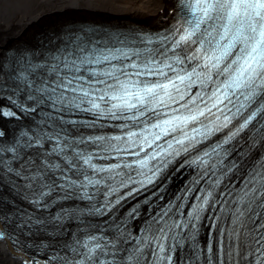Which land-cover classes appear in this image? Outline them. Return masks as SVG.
I'll use <instances>...</instances> for the list:
<instances>
[{
    "label": "snow or ice",
    "instance_id": "obj_1",
    "mask_svg": "<svg viewBox=\"0 0 264 264\" xmlns=\"http://www.w3.org/2000/svg\"><path fill=\"white\" fill-rule=\"evenodd\" d=\"M177 7L176 23L166 32L139 36L141 43H156V48L132 51L78 43L46 62L34 63L24 54L0 58V99L26 113L52 110L41 111L32 134L22 131L11 142L0 140V187L17 192L37 210H50L66 200L87 202L83 208L61 206L42 218L28 214L25 225L56 237L66 231L69 219L83 225L85 216L112 213L102 225L89 222L80 228L81 237L74 234L71 243L61 246L65 255H51L54 264H196L198 245H192L196 251L189 261L183 254L185 240L195 239L201 214L209 207L216 211L217 204L231 223L226 232L219 231V264L225 241L229 256L243 243L252 249L245 259L264 264V155L241 176L250 153L238 147L244 146L240 137L246 131L252 149L264 144V0H178ZM112 39L125 43L116 35ZM8 92H24L33 107L16 104ZM60 113H89L94 120H66ZM0 116L16 113L0 106ZM102 119L124 121L115 125L124 134L76 140L63 134V126L96 127ZM4 135L0 131V138ZM88 143L99 151L80 149ZM233 154L237 159H230ZM179 157L184 159L177 171L187 167L195 172L176 197L181 204L171 202L150 213L134 236L128 220L139 216V205L121 220L112 210L149 185L156 187L157 181L163 185L170 179L169 166ZM109 159L116 162H94ZM229 178L238 179L239 187L226 184L217 200L214 194ZM123 188L129 191L120 195ZM162 191L163 186L153 196ZM193 193L185 217L183 208ZM4 238L0 231V240Z\"/></svg>",
    "mask_w": 264,
    "mask_h": 264
},
{
    "label": "bare ground",
    "instance_id": "obj_2",
    "mask_svg": "<svg viewBox=\"0 0 264 264\" xmlns=\"http://www.w3.org/2000/svg\"><path fill=\"white\" fill-rule=\"evenodd\" d=\"M173 3L174 0H0V58H8V54L11 51H21L25 46L31 47L37 52L47 50L48 52L54 53V55H58L61 53V50L66 48V45H60L58 47L53 46L59 45L62 41H66L63 39L67 37L73 40V36L80 28L88 31H90L89 29L92 30V28L96 26V22H113L119 29H133L134 31H137L142 23H151L159 27H166L173 19ZM53 21H57L58 23L55 22V25L48 24L44 26L48 22L51 23ZM41 26L46 27L48 32L35 38L36 35L34 34H38V27ZM119 36L125 37L121 32ZM130 37L129 34L126 35V40ZM143 48H145V46L136 47V49ZM9 93L14 97L13 99L17 97L21 99L23 97L18 93V95H13V92ZM6 102L7 99H0V106L4 107L6 104L9 107V100L7 103ZM16 104H20V102H16ZM39 109L40 110L30 118H15L12 119L11 122L9 121L10 118L4 119V117H0V131L4 132L5 135L7 134L6 138L2 137L0 140L11 142L19 136L20 132H30L31 129L36 127L35 122L41 119V111H52L47 107ZM55 114L57 113L53 111L52 115ZM59 115L66 117L65 113H60ZM8 121L10 124H8ZM66 126L67 129L79 133V137L76 139H80L83 134L89 133L90 135L88 137H93L91 135L96 133V130L93 129L94 127ZM8 128H10V130ZM48 131H52V129L48 128ZM71 135H73V133ZM241 142L244 143V146L248 145L245 137L241 138ZM49 147L50 145L45 144L46 150L49 149ZM79 147L81 150H87L89 143L87 145L81 144ZM259 150H264V144H258L256 149H252L251 147H249L248 150L246 149V152L250 153V155L243 163L255 161L260 156L264 155V153L259 155ZM53 159L57 158L54 157ZM230 159H237V157L235 155ZM58 162L63 164L62 160L58 159ZM243 166L245 169L248 164ZM186 179L187 176L183 171L170 176L169 181L170 184H172L170 190H172L174 186L183 184ZM231 182H235L236 186L239 187L240 181L238 179L234 181L232 178L225 179L220 189L214 194L217 200H219L216 196L217 193L219 194L224 191V186ZM202 185L203 183L200 186ZM158 190L159 188L155 189L154 192ZM163 192H159V195L153 196V201L156 202L161 200L160 197L166 200L167 194ZM194 195H196V193H193L192 196L188 198L193 200L192 197ZM0 198H2V200H0V231H10L8 237H6L4 233L5 238L0 240V264H22V262H27V264H54L50 259L51 255L55 252L65 255L66 253L62 250L61 246L66 242L71 243L74 234L77 237H81L83 233L80 232V228L87 227L89 222L93 225H102L112 215V213H110L108 216H85L83 217L85 221L83 225L79 224L78 221L69 219L65 222L66 231H62L59 236L53 237L36 231L35 228L30 230L29 227L25 225L28 214H33L34 217L42 218L47 215L49 211L55 213L61 206L71 209L77 206L83 208V205L74 204L73 201L66 200L62 202V205H56L50 210H37L27 203V201L21 199L17 192L2 187H0ZM168 198H171L172 201V195H169ZM173 202L177 206L181 204L175 201V199ZM138 203L139 202H136L134 206ZM225 206L228 207L227 205ZM220 207L221 205L217 204L216 211H212L210 207L205 210L201 214L203 221L195 227V239L191 241L187 240V242L184 243L183 254L186 255L189 261L194 257L196 251L192 248L193 244L198 245L200 260L209 259V257L215 259L217 257L219 231L223 228L226 232L227 229L231 227L230 218L220 213ZM119 208L127 211L131 209V206L124 208L122 204H119L112 210L117 220L126 218L127 216L120 213ZM139 211L140 213L142 212V214L148 211V215L153 213L144 203H141V206L138 208V212ZM172 211L175 212L176 209L173 208ZM169 215H171V213ZM184 215L185 217L187 216V214ZM218 215L221 216V219H215ZM18 223H23V226L18 227ZM143 223L144 219L142 215H139L135 219H129L128 225H130V227L128 230L134 234L133 227L141 228ZM89 231H96L100 234L96 229H89ZM48 232H52V229L49 228ZM104 234L111 235V233ZM208 235H210V237L207 239ZM241 239H243V237H241ZM14 241H19L18 244H15V247ZM209 245H211V253L208 252ZM251 250L250 247L241 243L238 250L229 256L228 253L230 249L227 241H225V246L221 253L226 256L229 264H251V257L245 259L246 253ZM24 253H27V257H25ZM200 263L208 264V260ZM196 264L199 263L196 262Z\"/></svg>",
    "mask_w": 264,
    "mask_h": 264
},
{
    "label": "rangeland",
    "instance_id": "obj_3",
    "mask_svg": "<svg viewBox=\"0 0 264 264\" xmlns=\"http://www.w3.org/2000/svg\"><path fill=\"white\" fill-rule=\"evenodd\" d=\"M56 19V18H55ZM50 21H52V20H50ZM49 21V22H50ZM59 21V20H58ZM47 23V24H45L44 26H46V25H48V24H54L55 22L56 23H58L57 21H53V22H51V23ZM55 25V24H54ZM44 26H41V27H38V29H39V32H38V34H34V35H36L35 36V38L36 37H39V36H42L44 33H47L48 32V30H47V28L46 27H44ZM43 43V42H42Z\"/></svg>",
    "mask_w": 264,
    "mask_h": 264
}]
</instances>
